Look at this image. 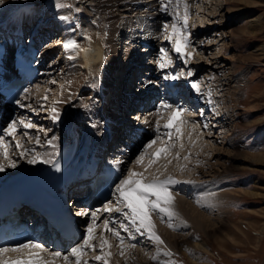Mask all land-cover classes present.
Returning <instances> with one entry per match:
<instances>
[{
	"label": "rangeland",
	"instance_id": "1",
	"mask_svg": "<svg viewBox=\"0 0 264 264\" xmlns=\"http://www.w3.org/2000/svg\"><path fill=\"white\" fill-rule=\"evenodd\" d=\"M126 1L130 2L135 0ZM200 1L206 3V5H201L200 8L197 9ZM123 2L124 1L119 0L116 1L115 4H119L121 6V3ZM129 2L121 7L124 8ZM6 3H4L3 6L7 5ZM187 3L189 4L188 28L191 33V46L195 49L192 60L188 63V65L185 66L182 61L177 59L176 54L170 52V55L173 57V64L166 69H160L158 67L160 69L158 76L160 75V73H162L161 78L156 79V81L149 79L150 81L145 84L147 88H149V85L151 84L152 88L150 87V90H154L155 85L156 87H163V84L164 87L166 86L165 88H168L171 86L170 84L168 85V83H171L173 80H164L163 75L165 73L172 72L174 74H177L182 70L186 72L187 69H192L194 71L193 77H181V79L175 80L177 83L181 84L180 86H178L179 89L183 88L182 91L185 92V95L184 93L183 95L186 97V95L188 94L187 98H191V95L193 93H196L190 89L189 81H200L201 94H196L198 99H196V101H192L194 109H196V111H201L198 112L199 114L203 113V115L198 114V121L203 123L205 117H207V120H205L206 124L208 125V123H210L208 122L210 119L209 116L214 115V117H220L218 119H213L211 122H220L224 127L223 130L219 131L218 129H215L212 130L213 133L211 134L206 133V138L204 141H202L201 138H204L205 135L206 128L203 127L205 123L202 124V126L197 123L199 127L196 128L192 126V123L186 125L184 128L191 126V128L187 131L189 133V131L192 130L191 132L193 136L191 138L193 140H196V144L192 145L191 143H189V137H186L188 135L187 131H184L185 135L182 136L180 141V143H183L184 148L180 149L178 144L177 147L173 149V153L177 151L180 153V159L179 161L173 159L172 163L168 165L167 169H169L168 175L170 174L174 179L180 181H186L190 178H193V176L197 172H199V167L203 168L204 173L205 171L207 172L212 169V172H210L209 176L216 177L215 179L217 184L215 190L219 192L222 191V194L220 196V207L222 209L220 211V221L224 224V227L222 226L220 229H218V231H215V233L212 232V234L215 236L210 235L209 237H207L203 230H199L197 232L194 231V236H191V239L188 238L189 243H183L184 246L181 245L182 248L179 254H175V252H172L174 254L172 259L177 261L178 264H264V163L262 165L260 164L257 167L254 166L255 162H264V157L260 158L264 156V0H187ZM56 4V1L53 2V0H44L40 1L38 6H36L35 3L21 4L19 5L21 10H19L18 7L14 5L15 7L12 6L9 11L5 7H2V5H0V7L3 8H0L1 14L4 15V17L5 15L7 16L5 18L0 17V24L6 22L7 19L8 22L10 19H16V22L12 20L15 23H25V21L28 22V17L31 15V13L35 12L38 9L37 11H43L42 13L39 12L42 15L40 22H44V24L42 22L43 26L49 24V28H51V30L55 32L54 36H58V40H60L61 38L63 39V33L66 32L65 36L67 37H65V39L61 42V45L52 50L56 51L57 54L59 53V56L55 61H53L52 59L51 65L52 67H55L56 63H58L59 66L51 71L49 76L42 79L36 84V89H32L30 91V94L26 97L27 103L23 104L24 109L27 108L30 110V108L32 107L33 110H38L37 114L40 115V118L42 117L41 119L44 121L45 126H39L30 129L32 130L31 135L33 137L39 135L42 141L51 138V136H48V125L49 123H52V120L50 119L48 108L52 106L53 101H59V103L55 104V107L57 108L58 112L61 109V111L59 112V120L61 122H59L58 124L55 123L57 127L56 129L58 130L60 129V127H64V124L71 118H74L77 114H80L79 117H81V114H84V110L86 111V113L91 114L93 110L96 109V105L100 108V101H98L97 99L96 104L95 98L93 96H90V93L87 92L85 94H88L89 100L94 101V103L86 104L87 110L86 108H83L82 105L84 103V100L82 96L78 95V97H76L75 95L74 97V95H72L73 92H75L73 91L75 90V85H73L74 87L72 88V91L67 94L69 96H66L68 97V99H72L71 102H73V105H69V111L67 110L68 104L64 102L65 100L61 102L60 99H56L58 94H62L61 91L64 90V84L66 82L63 80L66 74L69 75V73H72L74 70H76V67L78 66V63H80V61L84 62L86 60L87 67L91 65V63L88 61L90 58L87 55V52L85 53L84 51H80L79 49L76 51H70L63 48V43L66 42V38L67 40L68 37H70V39L72 40H76L77 43L81 46H79L80 49L89 50L90 41L94 42L93 44H97L102 47L100 42L95 37H90L91 39L89 40V42L88 39L85 40L83 34L79 32L81 23H76L77 21H74V25H70L71 28H69L68 30H63V27L61 26V24H59V17L61 14H57L60 9L56 8ZM131 4L132 3H130V5ZM154 5L156 8L154 10L150 8V12L147 13H153L155 14V17L153 14L150 16H143V18L138 19L136 23L128 24L126 28L132 30V32L135 29V34L136 31H138L140 28L143 29L145 27L144 29L151 30L150 34L152 35V37L149 46L152 47L150 50H152L153 48L154 50L151 52L152 56H149V59L151 61L152 57L157 55L154 60V62L156 63V61L159 59V49L161 47L171 49V44L164 39L162 30L163 22H170L171 17L159 11V0H156ZM23 7L25 8L23 9ZM132 7L138 6L132 4L131 8ZM70 9H75V7L71 5V7L65 10ZM49 11L51 13L55 11L56 13L54 12L52 13V15H48L49 19H47V13H50ZM13 12H15L16 17ZM114 14H118L120 18L122 17V14H120L119 11L117 12L115 10ZM118 15L116 16V18H118L119 25L123 18L119 19ZM255 15L261 16L260 20L256 22V24L258 23L259 27L257 28L256 32L254 30V28H256V24L253 25V23H249L250 19H252ZM132 25L135 27H133ZM145 25H149V27ZM203 26H205L207 30L200 32L198 28ZM118 27L119 29H121V26ZM113 32H115V30H113L110 34H112ZM105 35L106 34H103L104 37ZM115 38H117V34ZM82 44H84L83 47ZM132 46L127 47L128 50L126 51H124V49L121 50L122 57L120 58V56H118L119 60L123 61L125 60V56L128 57L131 54L134 55V53H137L140 45L132 44ZM143 47L144 46H142L139 52L143 51ZM131 49H133V51ZM119 52L120 51H118V54ZM69 57L72 58L70 59ZM65 63L67 64L63 65L65 69H61V64ZM118 63H120V61ZM154 64L152 62V65ZM105 77L106 76H104L103 79H105ZM53 80L55 81V83H49V81ZM103 84L105 85V83ZM61 85H63V88H61ZM95 85H97V83H95ZM126 85L127 84L125 82L121 83L120 81H118L117 91L119 92L120 96H122V94H125V91L128 92V90L130 92H133L134 90L135 92L136 86L134 87V89L130 90V88L124 89ZM93 87L97 89L98 85L97 87ZM108 87H103L106 92L104 90L99 91L100 95H104L107 93L106 96H108V90H110ZM185 89L187 92L185 91ZM40 91H42V96L39 99ZM64 91H66V89ZM67 92L68 91H66V93ZM209 92L211 93V103L208 102ZM45 95L47 96V100L43 99ZM177 95L179 96V94ZM148 96L150 95H147L144 98H148ZM107 98H105L106 102H113L117 99L116 97H114V93L112 99L110 98V96L108 100ZM68 99L66 98V100ZM119 102V106L122 105V109H124V111L118 116H124H120V120H114V118L110 117L115 122L124 121L126 118H128V115L130 116V113H127L131 110V107H129L130 110L124 107V105L126 104L125 100L122 101L120 99ZM186 103H188L187 100ZM28 105H31V107H28ZM41 105H43V109H41ZM129 105L130 103L128 104V106ZM72 107L74 108L73 111L71 109ZM102 107H104V104ZM109 111V114L115 117V113L112 112L113 109H110ZM154 111L155 109L146 112V115H150L148 117V119L150 118L151 121L149 124L150 127L153 125L155 126L156 120L158 119ZM66 113H68L67 116H65ZM25 115H27V112ZM30 118L34 119L36 117L31 116ZM62 118L66 119L62 121ZM75 120L77 124L83 126L85 129H96L93 123L86 122V119L75 118ZM163 122L164 121L161 120V125L163 124ZM99 124L102 125L101 123ZM41 128L47 132V136H45V132L39 131V129ZM24 131L25 130L22 127L18 128L16 138L20 139L24 143V146L27 148L34 147V140L30 143L28 138L23 136ZM54 135L57 137L59 136V133L56 131V134ZM197 137H199V139H197ZM5 139L12 145V147L9 149V156L11 159L16 161L17 167L6 168L5 171L0 172V181L7 179L6 176H8L9 174H12L9 179L15 178L16 176L21 175V173L23 172L30 171L32 167H36L35 165L39 164H28L26 158L21 159L19 153L15 149V140H13L11 136L5 137ZM56 141L55 143L58 145L59 138ZM231 142L232 146H228V144H231ZM188 144L190 146H187ZM201 144L203 145L202 148L195 149ZM211 145H213V148L221 149L224 151L223 155H218L216 157V159H218V162H215V159H213V157H208V152L211 150ZM45 146H35V150L37 152H47L49 148H45ZM202 151L204 153H202ZM136 155L137 154H134V152L132 153L129 161L126 162L123 166V171L120 177H118L119 179L122 178L123 175L127 174V170L129 168H135L134 170L140 171L132 163ZM185 155H189V159L187 161L183 159ZM195 156L198 158V160L204 162H202V164H199L200 161H198L196 162L197 164H195V161H197ZM208 162L211 167L213 165L215 166L211 169H208L210 168V166L207 165ZM222 162L225 166V169H223L222 165H219ZM217 163L219 164L217 165ZM178 164L186 165V168L183 172L179 171L177 167ZM210 178L211 177H208V179L205 178L203 179V181L207 183ZM181 184L176 186L175 193L183 191L182 188L184 187ZM185 185L189 187L192 184L185 183ZM194 187L191 186L188 190H193ZM202 187L203 186H201V188ZM229 187H231L232 190H226ZM251 194H255L257 196L250 197ZM190 195L191 194L189 193L188 199L192 201L193 197H190ZM105 217L106 218L97 220V224L100 225V227L96 229L97 236L102 231L103 220L108 218V214L107 216L105 215ZM153 217L154 220H158V218H155L157 217L156 215ZM90 219L91 217L89 218V221ZM174 223L176 222L174 221ZM86 225L84 226V230L86 228ZM173 231L179 232V230L177 229ZM191 231L192 230L190 228L188 231H186L185 234L188 235L189 233H191ZM121 234L124 236L127 235L123 232ZM137 239L138 241H133V243L137 244V247L131 251V255L142 256L145 251H154L156 249V246L149 242L145 237H138ZM111 243L114 245L111 251L113 253H116V241L112 240ZM140 243L142 246L139 245ZM142 243H144V245ZM162 247H167V249L170 250L168 245L164 244ZM87 258L90 260V264H97V262L91 261V253H89V256ZM121 262L122 257L118 255H113L110 258V264H121Z\"/></svg>",
	"mask_w": 264,
	"mask_h": 264
},
{
	"label": "snow or ice",
	"instance_id": "2",
	"mask_svg": "<svg viewBox=\"0 0 264 264\" xmlns=\"http://www.w3.org/2000/svg\"><path fill=\"white\" fill-rule=\"evenodd\" d=\"M4 3L5 0H0V5ZM55 6L57 9L71 7V5L64 3H57ZM159 11L171 17V21L163 22L162 26L164 39L171 44V49L166 47L159 49L157 66L160 69H166L173 64V57L170 52L176 54L177 59L182 61L185 66L188 65L193 58L195 49L191 46V33L188 28L189 4L187 0H159ZM59 19L67 20L68 17L60 16ZM85 39L90 40L91 38L85 37ZM63 48L70 51L79 49L85 53L88 51V49H80L77 41L72 39L64 42ZM193 76L194 71L187 69L186 72L182 70L177 74L167 72L163 75V79L175 81L181 79V77L190 78ZM49 83H55V81H49ZM189 87L197 95L201 94L200 81L190 80ZM61 88H63V85H61ZM29 94V89H25L24 97L16 103L23 107L22 100ZM208 95V102L211 103V93L209 92ZM43 99L47 100V96L45 95ZM56 103H59V101H53L52 106L48 108L53 123L60 119V113L55 107ZM28 107H31V105H28ZM41 109H43V105H41ZM190 114L183 105L168 100H163L155 106V115L158 117L153 129L155 136L143 144L132 161L133 165L143 170L137 171L134 168H129L127 174L115 183L114 188L110 190L114 203L113 200H108L100 208L89 209L80 213L83 216L90 214L91 217L82 233L80 242L70 247L67 252L49 249L43 243L34 240L0 246V264H90V260L87 258L89 253H91V261H95L97 264H110V258L113 255L123 257L125 264H128L131 251L137 247V244L133 241H137L138 237H145L156 246V252L150 256L152 261H158V264H178L177 261L172 259L174 254L167 247H162L164 241L156 232L152 216L156 215L161 223H166L171 230H176L178 227L173 222L174 220H179L180 225L187 227V224L179 219V214L175 211V195L173 192L175 190L174 186L181 183L191 184L193 181H180L174 179L171 175H164V172L173 159L177 161L180 159V153L178 151L173 153V149L178 144L180 149L184 148L183 143H180V141L184 135V127L190 123L187 118ZM161 120L164 121L162 125ZM193 125L194 128L199 127L194 122ZM20 127L25 130L23 136L27 137L30 143L34 140L35 146L44 147L46 145L53 151L50 153L37 152L35 146L32 148L25 147L24 143L16 138ZM36 127L35 124L19 117L2 129L3 134L0 135V172L5 171L6 168L17 167L16 161L9 156V149L12 145L5 139L8 136L15 140L16 151L21 159H27L28 164H51L59 171V164L54 161V157L57 155V145L55 143L57 137L53 135L50 139L42 141L39 135L30 136L28 130ZM203 127L207 128L208 125L204 124ZM39 131L45 132V136H47L44 129L41 128ZM188 137L190 143L195 145L196 140L191 138V131H189ZM183 159L187 161L189 155H185ZM161 160L165 163L160 164ZM177 167L179 171L183 172L186 165L178 164ZM195 203L202 206L199 200H196ZM100 213H107L108 218L103 220L102 231L97 236L96 229L100 227L97 220ZM113 213H118V217L113 218ZM122 232L127 235H122ZM112 240L116 241V253L111 251L114 246L111 243ZM11 253L17 255L14 257L7 255ZM161 256L166 259L159 260Z\"/></svg>",
	"mask_w": 264,
	"mask_h": 264
},
{
	"label": "bare ground",
	"instance_id": "3",
	"mask_svg": "<svg viewBox=\"0 0 264 264\" xmlns=\"http://www.w3.org/2000/svg\"><path fill=\"white\" fill-rule=\"evenodd\" d=\"M40 1H44V0H9V1L6 0L5 3L7 2L6 3L7 5H4V6L2 5V7H5L9 11V9H11L12 6L15 7L14 5H16V7H18V9L21 10V8L19 7V5H21V4L35 3L36 6H38ZM48 1H50V0H48ZM54 1H56L57 3H64V4L72 5L75 7V9H70V10H65V9L69 8V7H65V8L60 9L59 12L57 13L59 15L61 14L60 16H67L68 17L67 20H61L60 19L59 20L60 23L57 22V23L61 24V26L63 27V30H68L69 28H71L70 25H74L73 22L77 21L76 23H81V25L79 24L80 25L79 32H81V34H83L84 38L85 37H95L100 42V44L102 45V47H100L97 44H93L94 42H91V41L89 42V40H88L90 48L87 51V55L90 58L88 61L91 63V65L89 67H87V65H86L87 61L86 60L84 62L80 61V63H78V66L76 67L77 68L76 70H74L72 73H69V75L66 74L63 81L66 82L64 84V90L66 89V91H68V92L66 93V91L62 90L61 91L62 94H60V95L58 94L56 99H60L61 102H63L65 100L64 102L68 104L67 110L69 111V108H70L69 105L70 106L73 105V102H71L72 99H70V98L68 99V97H66V96H69L67 94H69V92L72 91V88L74 87L73 85H75V87H74L75 90H73L75 92H73L72 95H74V97H75V95L82 96V98L84 100L82 107L86 108V110H87L86 104H91L94 101L89 100L88 94L86 95L85 93L86 92L90 93V96H93V97L95 94H97L96 96H97V99L99 101L100 99H99L98 94L100 95V93H99L100 90L94 88L93 86L97 87V85H98V87H99L102 85L105 88L109 86L108 88L110 90H108V94H109L110 98L112 99L113 93H114V97H116L117 99L114 100L113 102H108V101L106 102L105 98H107L106 97L107 93L104 95L101 94V96L105 100L106 105L104 104V107H102V105H101L100 108L97 106V108L94 109L91 114H88V113L81 114V117L83 119H86V122L93 123V125H94V127H96V129H98L101 126L99 124V123H101L99 113H105V114L108 113L109 114V112H110L109 110L113 109L112 112L115 113L114 120H120L119 118L124 116V115H120L121 117L118 116L119 114H122L124 111V109H122L123 106L122 105L119 106L120 105V102H119L120 99L122 101H124V100L126 101V104L124 105V107H126L128 110H130L129 107H131V108L133 107L132 105H134V100H132V98H130V100H132V102H130V100L126 98L128 96V94H122V96L119 95V92L116 90L118 81H120L121 83H123V82L126 83L129 78L134 76L135 73L137 72L136 70L138 69V65H139L138 63L140 62L139 59H143V58L147 57L145 60V61H147L149 59V56H146V55H148L146 53V49L152 48L151 46H149L150 42H151V37H152V35L150 34L151 30L144 29L145 27L143 29L138 28L139 30L137 29L138 31H136V34H135V32H134L135 29L133 30V32H134L133 33L132 30L126 28V26L130 23L131 24L136 23V21L140 18H143V16L152 15L153 13H147V12H150V8L152 10H154L156 8L154 5L156 0H135V1H130V2L126 1V0H122L125 3L124 2L121 3V6H123L124 4L129 2L127 4V6H125L124 8H122L119 4H117V5L115 4V2L119 1V0H53V2ZM130 3H132L138 7H132L131 8L132 4L130 5ZM201 5H206V3L200 1V4H199L197 9H199ZM24 8L25 7H23V9ZM1 9H3V8H1ZM1 9H0V17L4 18V15L1 14ZM35 10H36V8H35ZM37 10L35 12L31 13V15L28 17L29 18L28 22L25 21V23L24 22L15 23L17 21L16 19H14V20L12 19L13 21L16 20L15 22H13L11 19H10L11 21L9 20V22H8V19H7L6 22H3L0 24V39L3 40L2 43L4 44V42L6 41L5 38H9V40H10V38H13L12 42L14 44H16L15 46H12L10 44L7 45L6 51L9 53L10 56H13V55L25 50V48H26V45H25L26 36L23 34L24 31L29 33V36L31 37V36L38 35L39 34L38 31L41 30V27L42 28L44 27L42 25L43 21L40 22L42 15L39 13V12L42 13L43 11H37ZM115 10L117 12L119 11L120 14H122L121 18L118 14H114ZM143 10H147V11H143ZM25 12H24V14H25ZM54 12H52V13H54ZM13 13L15 15V12H13ZM52 13L51 12L47 13V19H49L48 15L50 16V15H52ZM117 15L119 16V19L123 18L122 21L119 23V25H118V18H116ZM153 15L155 17V14H153ZM15 17H16V15H15ZM156 18H158V17H156ZM260 18H261L260 15H257V16L255 15L252 19H250L249 23H253V25H255L256 22H258L260 20ZM17 19H18V17H17ZM27 24H29V26H27ZM43 24H44V22H43ZM148 24H149V21H148ZM118 26H121V29H119ZM140 26H141V24H140ZM145 26L149 27V25H145ZM133 27H135V26H133ZM255 27L256 28H254V30L256 32L257 28H259L258 23L255 25ZM53 29H55V28H53ZM102 30L103 31L106 30V31L103 32ZM113 30H115V32L110 34ZM198 30L200 32H202V31L207 30V29L205 28V26H203V27H199ZM107 33H109V34H107ZM11 34L19 35L18 39L13 37V35H11ZM103 34H106L105 37L103 36ZM116 34H117V38H115ZM65 35H66V32L63 33L64 38L63 39L61 38L60 40L57 39L58 36L57 37H55L56 35L52 36L51 38H53V39H51L47 42L48 45L46 46V50L51 51V50L56 49L57 46H60L61 42L65 39V37H67ZM85 40H87V39H85ZM132 44L133 45H137V44L140 45L139 50L142 48V46H144L143 51L139 52V50H138L137 51V53L139 52L138 54L134 53V55L131 54L128 57L125 56L124 58L127 61L119 60L118 56H120V58L122 57L121 50L122 49H124V51L128 50L127 47H131ZM83 46H84V44H82V47ZM131 50L133 51V49H131ZM118 51H120L119 54H118ZM150 51H152V50H149L148 53ZM58 56H59V53L53 58V61H55L58 58ZM137 57H139V58L137 59ZM81 60H82V58H81ZM39 61H40V59L38 58L36 63H38ZM119 61H120V63H118ZM61 65H62L61 69H65V67L63 65H67V64L65 63V64H61ZM104 76H106L105 79H103ZM102 82L105 83V85ZM69 83H71V84H69ZM95 83H97V85H95ZM141 84L142 83H140V85ZM169 84L173 88L181 85V84L179 85V83H176V81H173ZM149 86L151 87V84ZM138 87H139V90H136V88H135V92L133 90V95L131 97H133L134 93H135V94H137L136 96L139 97L138 99L136 98L137 100L135 99L136 104L138 102L143 103L145 100H146L145 101V104H146L148 102L149 98H144V97H146L147 95H150L149 94L150 93V87L149 88H147V87L144 88L141 86H138ZM165 87H164V89H167ZM34 88L36 89V85ZM69 89H71V90H69ZM178 90L180 91V93H176V92H174V90H171L170 92L168 91L169 93H166L167 96L163 95L164 96L163 99L165 100V97L169 98L170 102H174V103H177L178 101H182V105H184V107L186 109H188V112L191 113L190 115H188L187 118L189 119L190 123H192L193 127H194L193 122L196 125L198 123L201 126L204 123L206 124V120H207L206 118L207 117H205L206 120L204 119L203 123L199 122L198 121V119H199V117H198L199 113L198 112H201V111H196V109H194V106L192 105V101H196V99H198L197 95L193 93L191 95V98H187L188 94L185 97L183 95V93H185V92H182L180 89H178ZM104 91H105V89H104ZM144 91L146 93H145V95H142L144 93ZM185 91H186V89H185ZM35 92H36V90H35ZM121 92H123V91H121ZM177 94H179V96ZM41 96H42V91L39 92V99ZM66 98L68 100H66ZM97 99H96V102H97ZM141 99H142V101H141ZM107 100H108V98H107ZM186 100L188 101V103H186ZM116 103H118V104H116ZM129 103H130V105L128 106ZM107 104H108V106H107ZM35 107H36V105H35ZM71 109H72V111L74 110L73 107ZM149 110L152 111V108H150ZM60 111H61V109H60ZM67 115H68V113H66L65 116H67ZM79 115L80 114H77L73 119H75V118L82 119L81 117H79ZM147 115L148 116L145 119L148 120V117L150 115L149 114H147ZM39 116L40 115H38V117ZM209 117H210V119L208 121V122H210V123H208L209 129H208V127L205 129L206 131H205L204 138H201L202 141L205 140L206 133L207 134L213 133L212 130L218 129L220 131V130H223V128H224L220 122H211L213 119L220 118L219 116L214 117V115H212ZM118 122H122V121H118ZM139 122H143V120L139 119ZM150 122L151 121L149 120L148 124ZM123 125H128V122L123 124ZM138 125H141V124H138ZM190 128H191V126H188L187 128H184L183 131H187ZM207 130H209V131H207ZM190 131H192V130H190ZM150 133H151V131L149 129H144L141 133V136H142V138L147 139L148 134H150ZM193 133H196V132H193ZM187 134H188V131H187ZM186 137L188 138V135ZM215 138H217V137H215ZM83 139H85L89 143L88 137L86 135L84 136ZM83 139L80 141V143L76 147L75 151L73 152L72 159L70 162H72L73 157H74V153L78 149L79 150L76 152V156H75L76 162L79 161L83 155V149L82 148H84L85 150H88V149L90 150V143H89V146L84 145ZM184 141H185V139H184ZM70 144H71V141L66 144L68 146L64 150V156H69L71 154L73 148H72V146H70ZM187 146H190V145L188 144ZM202 146L203 145L201 144L198 147H196L195 149L202 148ZM212 146L213 145L210 146L211 150L208 152V157H213V159H215V162H218V159H216V157L218 155H223L224 151L221 149L213 148ZM228 146H232V142H231V144H228ZM59 149L60 148L57 149V151H56L57 155L54 157V159L58 157V152H59L58 150ZM52 151L53 150L50 148L47 150V152H49V153ZM194 151H193V154H194ZM61 152H62V150H61ZM116 152L117 151L112 152V154L115 156ZM202 153H204V152L202 151ZM62 156H63V153H62ZM232 156H233V154H232ZM263 157L264 156H262L260 158H263ZM110 159H112V158H110ZM129 159H130V156L127 160H129ZM196 160L197 161L194 160L195 164H197L196 162L200 161V160H198L197 157H196ZM202 162H204V161H200L199 164H202ZM209 162L207 164L208 166H210ZM224 162H226V161H224ZM159 163L163 164V163H165V161L161 160ZM263 163L264 162H255L254 166L257 167L260 164L262 165ZM218 164L219 163H217V165ZM104 165H106V164H104ZM124 165L125 164H122L120 166V169L118 170L119 173L122 171V168ZM219 165H222L223 169H225L223 162ZM35 166L36 167H32L30 169V171L23 172V173H21V175L16 176V177L29 178L32 174L34 176V174H37L40 170H42L44 168H48L49 170L53 169L51 164L39 163L38 165H35ZM157 166H159V165H157ZM214 166L215 165H213L212 167L210 166V168H208V169H211ZM138 169L140 171H142V168H138ZM168 170L169 169L165 170L164 175H168ZM211 170H209L207 172L205 171V173H206L205 174L203 172L204 171L203 168L199 167V172H197L193 176V178H190L191 181H193V183H191L192 184L191 186H193V187L195 186L193 190H188L191 186L188 187L185 185V183H182L181 185L184 187V188H182L183 191H179V193L178 192L175 193L177 185L174 186L175 190H174L173 194L175 195V211L179 214V219L183 220L187 224V227L180 225L179 220H174L176 222V224L178 225V227L176 229L179 230V232H177V231L175 232V231L169 229L167 227L166 223H161V221L158 217H155V218H158V220L156 221V220H154V217H153L155 215L152 216L153 222L155 223V226H156V231H158L157 234L162 238V240L164 241V244L168 245V247L170 248V251L175 252V254L180 253V250L182 248L181 245L184 246L185 243H189L188 238H190L191 236H194L195 232H197L199 230L200 231L203 230V232H205L207 237H209L210 235L215 236L212 234V232L215 233V231H218V229H220L224 225L220 221V219H221V212L220 211L222 210L220 207V200H221L220 196L222 194V191L219 192V191L215 190L217 182H216L215 176H209L210 172H212ZM216 171H218V170H216ZM227 171H228V168H227ZM213 174H215V173H213ZM208 177H211V178H210V180H208V182L205 180L207 182V183H205L203 181V179H205V178L208 179ZM181 181H184V180H181ZM201 186H203V187L201 188ZM226 190H232V188L229 187ZM37 193H38V191H37ZM189 193L191 194L190 197L191 196L193 197V199L191 198L192 201H190L188 199ZM255 196H257V195H255V194L250 195V197H255ZM83 198H84V195H80L78 200L80 201ZM196 200H199L200 205H202V206H198L195 203ZM113 202H114V199H113ZM206 206H208V207H206ZM105 215L107 216L106 213H100L99 219L106 218ZM118 215H119L118 213L112 214L113 218H117ZM89 218H90V214L88 216H84L83 220H81V222H80L81 232L84 231V223L87 224V222L89 221ZM85 220L87 222H85ZM188 224H189V226H188ZM189 227L191 228L192 231H191V233H189L187 235L185 233H186V231H188L190 229ZM80 239L77 240V242H74L72 244V246H74L76 243H78L80 241ZM137 241H138V239H137ZM230 241H232V240H230ZM142 244L144 245V243H142ZM139 245H141V243ZM144 247H146V246H144ZM61 248H63V246ZM68 249L65 251L63 248V250L61 252H67ZM153 250H154V248H153ZM155 252H156V249L154 251H147V252L145 251L142 256L130 254V259L128 260V264H158V261H152L150 259V256L153 255ZM16 255L17 254H15V253H11L10 256L14 257ZM163 259H166V258L163 256L159 257V260H163ZM123 261H125V260L122 257L121 264H125V262H123ZM193 264H195V263H193Z\"/></svg>",
	"mask_w": 264,
	"mask_h": 264
}]
</instances>
